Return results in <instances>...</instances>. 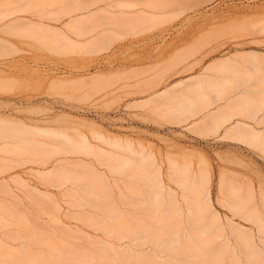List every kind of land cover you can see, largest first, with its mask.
<instances>
[{
    "label": "rangeland",
    "instance_id": "374dc122",
    "mask_svg": "<svg viewBox=\"0 0 264 264\" xmlns=\"http://www.w3.org/2000/svg\"><path fill=\"white\" fill-rule=\"evenodd\" d=\"M96 1L0 0V120L11 119L28 128L59 126L72 133L81 130L89 136L93 130H98L111 137L144 144L156 153L167 184L177 190L180 198L182 191L167 177L166 157L173 155L181 159L182 155H188L195 161L196 169L204 166L201 164L204 159L211 170V199L221 222L228 231L231 220L249 227L243 218L230 210L228 193L221 190V176L225 175L237 185H244V190L251 185L258 195L256 202L261 204L264 153L219 135H207L188 124L177 125L166 102L150 98L203 72L212 61L219 62L241 52L264 53V0H127L143 1L135 11L123 7L128 5L126 0H99L97 5L94 4ZM80 2L93 3L92 11L99 7L103 9L86 18L84 15H88V11L71 13ZM137 18H147L150 23L139 24L136 29V24L134 27L120 26V21ZM153 18L166 20L162 23L154 19L155 23ZM154 23L156 26H152ZM239 24L241 27L234 33L210 39L205 36V31ZM92 48L95 49L93 52ZM189 49L190 54L185 57ZM177 56L181 60L175 63ZM237 59L240 63L233 64L243 63L241 57ZM99 74L109 79H102L105 84L96 91L91 82ZM82 78L92 86L75 83ZM140 100L150 105L146 103L148 106H143ZM193 129L194 133L197 131L195 134ZM58 158H71L75 162L84 159L79 155H61ZM90 160L98 164L96 158ZM51 165L0 152V166H4L0 169V214H5L8 220L0 234L8 237L20 234L21 240H9L16 250L21 248L20 254L38 252L44 257L51 245L49 242L45 244L49 238L57 246L61 245L59 239L54 238L57 236L52 229L60 231L63 225H42L35 221L28 224L26 219L18 216L19 212L28 209L40 210V204L44 209L54 206L49 200L31 204L25 194L28 190L36 191L30 187L26 190L24 185L58 193L62 210L69 209L65 201L70 199L60 195L66 187L45 185L37 173V170ZM101 169L110 174L107 167L101 166ZM122 177L125 178L124 175ZM121 185L124 186L122 181ZM7 211L12 212L9 215L5 213ZM41 218L46 222L50 220L48 215L42 214ZM65 221L71 227L81 225L74 219L66 218ZM31 229H36V232L31 233ZM34 237L35 244L27 252L23 251V243ZM84 238L81 234H73L67 237V242L79 253L94 250L95 246ZM41 240L43 247L36 244H41ZM2 249L0 261L1 258L8 259L7 254L9 258L18 254L13 249L8 251L10 248L7 247ZM48 254L45 258L50 257ZM64 261L61 264L69 262Z\"/></svg>",
    "mask_w": 264,
    "mask_h": 264
},
{
    "label": "bare ground",
    "instance_id": "6f19581e",
    "mask_svg": "<svg viewBox=\"0 0 264 264\" xmlns=\"http://www.w3.org/2000/svg\"><path fill=\"white\" fill-rule=\"evenodd\" d=\"M98 1L94 4L97 5ZM142 2L126 0L128 5L123 7L135 11ZM89 3L76 4L71 13L88 11V15L82 14L86 18L103 9L99 7L98 11H92L90 8L94 5ZM154 19L155 23L171 20L167 17L161 21L160 18ZM149 21L147 18L127 19L120 21V26L134 27L136 24V29L139 24ZM240 27L241 24L220 27L212 32L205 31V36L210 39L234 33ZM94 50L91 49L92 52ZM185 53L186 57L190 49ZM239 57L243 63L233 64L240 63ZM180 60L179 56L174 58L175 63ZM102 79L109 78L99 74L92 79L96 91L105 84ZM76 82L92 86L84 78ZM76 92H71L70 96ZM150 99L165 101L177 125L188 124L207 135H219L264 153V53L241 52L219 62L212 61L203 72L179 81L171 89L160 91ZM139 102L143 106L149 104L143 100ZM0 121V152L26 157L30 162L42 165L52 163L51 167L39 169L37 173L45 185L66 187L60 195L70 199L65 201L69 209L62 210L58 193L24 185L26 190L30 187L36 191L28 190L25 194L31 204L49 200L54 206L44 209L40 204V210L28 209L19 212L18 216L26 219L28 224L35 221L42 225H63L60 231L52 229L57 236L54 238H58L61 245L47 239L44 243H51L48 258H45L46 252L44 257L30 251V254H20L21 248L16 250L9 240L19 241L22 236L0 234V250L7 247L10 248L8 251L13 249L20 254L10 258L7 254L8 259L1 258L0 264H61L64 260L69 261L68 264H264V193L260 195L261 204H258V195L251 185L244 190V185H237L225 175L221 176V190L228 193L230 210L249 224L245 227L231 220L228 231L212 203V174L206 160L202 159L204 166L196 169L195 161L188 155H182L181 159L173 155L166 157L167 177L182 191L180 198L177 190L167 184L156 153L144 144L111 137L98 130H93L89 136L84 131L72 133L59 126L28 128L11 119ZM61 155H79L84 159L75 162L71 158H58ZM91 158H96L100 166ZM101 166L107 167L111 175L102 171ZM129 171L130 175L127 174ZM18 198L21 199L19 195ZM11 212L5 213L10 215ZM42 214L48 215L50 220L46 222L41 218ZM5 217V214H0V229L8 224ZM66 218L79 221L81 225L71 227ZM30 232L34 233L36 229ZM73 234L83 235L95 249L85 253L86 250L83 253L76 251L67 242V237ZM33 239L35 237L23 243V251L30 250L35 244ZM42 242L36 244L43 247Z\"/></svg>",
    "mask_w": 264,
    "mask_h": 264
}]
</instances>
